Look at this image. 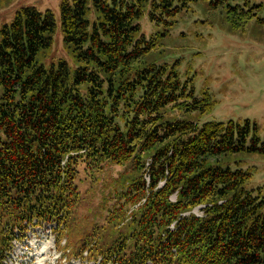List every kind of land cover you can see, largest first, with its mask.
<instances>
[{"label": "trees", "instance_id": "obj_1", "mask_svg": "<svg viewBox=\"0 0 264 264\" xmlns=\"http://www.w3.org/2000/svg\"><path fill=\"white\" fill-rule=\"evenodd\" d=\"M196 1L63 0L64 44L80 64L72 76L64 60L48 69L38 62L52 42L51 10L23 7L0 27V264L28 225L66 226L81 168L127 163L134 175L121 176L114 209L136 205L130 227L114 234L98 224L75 251L64 239L70 255L101 264H264V196L245 187L248 170L219 163L264 152L256 124L168 119L173 110L200 116L217 101L195 96L174 65L145 60L159 42L139 20L161 25L162 36ZM248 1L207 4L237 29L259 6Z\"/></svg>", "mask_w": 264, "mask_h": 264}, {"label": "rangeland", "instance_id": "obj_2", "mask_svg": "<svg viewBox=\"0 0 264 264\" xmlns=\"http://www.w3.org/2000/svg\"><path fill=\"white\" fill-rule=\"evenodd\" d=\"M62 1L0 0V27L10 23L16 11L23 7H34L39 12L51 10L55 21L52 42L39 55L38 62L48 69L64 60L72 76L80 64L64 44L60 20ZM243 1L229 0L232 4H242ZM208 2L198 0L191 3L188 14L178 16L169 32L162 36L158 35L161 25L145 16L139 20L141 32L159 42L146 53L145 60L174 65L182 81L191 79L195 96L201 97L203 92H208L217 101L210 111L200 116L173 110L167 118H190L198 125L205 121L231 119L243 122L248 119L256 124V133L260 141H264V0L248 1V6H259L254 8L255 15L244 27L237 29L227 26L225 20L228 17L220 8L208 9ZM89 18H93L92 12ZM148 162L149 159L143 173L146 181ZM219 163L222 167L248 170L250 177L245 187L264 196V152L231 153ZM126 175H134L131 163L104 164L100 172L81 168L76 177L79 198L69 208L66 226L55 229L54 222L28 225L24 238L13 241L4 264H101L99 258L70 255L62 244L65 239L66 247L75 251L83 237L94 228L98 229V224L101 227L105 223V229L100 230L114 234L128 230L133 215L130 212L136 205L123 203L119 209H114L118 194L126 187L121 176Z\"/></svg>", "mask_w": 264, "mask_h": 264}]
</instances>
